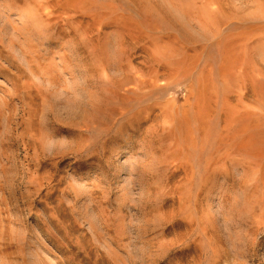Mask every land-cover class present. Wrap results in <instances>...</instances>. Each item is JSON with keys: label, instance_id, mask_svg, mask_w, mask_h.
<instances>
[{"label": "rangeland", "instance_id": "1", "mask_svg": "<svg viewBox=\"0 0 264 264\" xmlns=\"http://www.w3.org/2000/svg\"><path fill=\"white\" fill-rule=\"evenodd\" d=\"M0 264H264V0H0Z\"/></svg>", "mask_w": 264, "mask_h": 264}]
</instances>
